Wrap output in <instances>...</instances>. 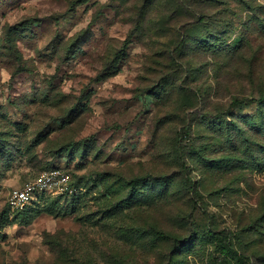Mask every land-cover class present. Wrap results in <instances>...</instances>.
Returning <instances> with one entry per match:
<instances>
[{"label":"rangeland","instance_id":"obj_1","mask_svg":"<svg viewBox=\"0 0 264 264\" xmlns=\"http://www.w3.org/2000/svg\"><path fill=\"white\" fill-rule=\"evenodd\" d=\"M263 94L264 0H0V264H264Z\"/></svg>","mask_w":264,"mask_h":264},{"label":"trees","instance_id":"obj_2","mask_svg":"<svg viewBox=\"0 0 264 264\" xmlns=\"http://www.w3.org/2000/svg\"><path fill=\"white\" fill-rule=\"evenodd\" d=\"M205 17L203 15H201L198 20L201 21V22H205L204 21ZM255 100L258 101L259 103V112L264 115V94L261 95L260 97H257L255 98ZM234 103L240 105V106H243L245 101L244 100H238V99H235ZM229 113H230V110H229ZM180 148V146H179ZM147 179H154L156 180L158 183V186L159 188H157L158 190V193L162 192L164 193L167 189V186L166 187H161L162 185H167L170 183V177L166 174H160V175H153V174H145V175H137V176H134L133 178L130 179L129 183H130V186H131V189L129 191V199H139L141 198V190L140 189H137V186L139 184H142L144 182L147 181ZM71 184H74L75 187L76 186H79L77 185V183H75L73 180H72V183ZM79 187H76V191L74 193H72L71 195H63V194H60L58 197H65V196H69L71 198H76L78 197V189ZM190 189L194 190L195 189V186L194 184H190ZM145 198L149 199V198H152V191L149 190L146 194H145ZM152 236H154L155 238H158V239H163V240H166V239H169L171 238V235L168 234L167 232L163 231V230H159V229H156V228H153L151 229V231L149 232ZM194 237V236H192ZM191 237V238H192ZM176 241H179L178 238H175ZM219 248L221 250L222 253L224 254H227L228 256V259L229 261L228 262H224L225 264H229V262H231V260L234 259V249H233V246H232V243L230 241H222L219 245ZM264 260V258H263ZM249 264H257V263H249Z\"/></svg>","mask_w":264,"mask_h":264},{"label":"built area","instance_id":"obj_3","mask_svg":"<svg viewBox=\"0 0 264 264\" xmlns=\"http://www.w3.org/2000/svg\"><path fill=\"white\" fill-rule=\"evenodd\" d=\"M71 176L61 168H53L28 182L21 189H16L10 196V204L14 207L23 206L33 199L37 193L55 189L62 193H72L76 189L70 183Z\"/></svg>","mask_w":264,"mask_h":264}]
</instances>
